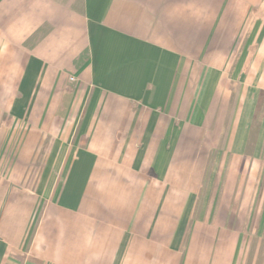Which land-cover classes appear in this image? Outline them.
I'll return each instance as SVG.
<instances>
[{"label": "crops", "instance_id": "1", "mask_svg": "<svg viewBox=\"0 0 264 264\" xmlns=\"http://www.w3.org/2000/svg\"><path fill=\"white\" fill-rule=\"evenodd\" d=\"M246 20L264 0H0V166L51 182L0 184V264H244L264 224L262 136L229 92Z\"/></svg>", "mask_w": 264, "mask_h": 264}, {"label": "rangeland", "instance_id": "2", "mask_svg": "<svg viewBox=\"0 0 264 264\" xmlns=\"http://www.w3.org/2000/svg\"><path fill=\"white\" fill-rule=\"evenodd\" d=\"M238 34L236 32L235 39V48L233 52V57L235 59V63L238 66L234 68L233 77L235 79V84L230 85V91L234 92L236 95L238 93L246 92L248 100H246V110L244 113V117L241 120V123H245L249 120V125L251 129V152H254L255 142H258L259 135L262 136L261 143L264 145V83H260V80H264V63H261V59L258 56V47L259 45H263L264 49V22L259 21H240L238 27ZM263 30V31H262ZM262 47V46H261ZM243 50L245 52L243 53ZM249 50V51H248ZM248 51V52H246ZM264 51V50H263ZM262 55V54H261ZM248 58L253 62V68L251 71L252 77H260L258 82L254 81L253 84L246 85L243 87L242 85H238V81L242 80L243 67L242 64L246 65L248 63ZM260 60V61H259ZM234 63V64H235ZM256 68V69H255ZM258 68H261L258 72ZM244 79V78H243ZM262 82V81H261ZM245 88V89H244ZM250 117V118H249ZM244 120V122H243ZM240 123V124H241ZM1 152V150H0ZM49 150H43V156L48 155ZM8 161V160H7ZM12 168L10 164L1 165L0 166V184L4 183L6 186L11 189L16 188L17 186L26 187L28 189L37 190V188L46 189L50 187L51 182L41 181L43 172L46 168L44 165H31L29 169V173L27 174V178L22 180V182H13L9 183V176L12 172ZM11 169V170H10ZM262 171L264 172V163L262 164ZM2 176V177H1ZM6 178V180H5ZM20 183V184H18ZM251 228V237H250V245L247 246V252L245 254V258L247 259L244 264H263L264 260V242L262 241V237H264V224H250ZM259 237L261 239L259 240ZM259 242H261L259 244Z\"/></svg>", "mask_w": 264, "mask_h": 264}, {"label": "built area", "instance_id": "3", "mask_svg": "<svg viewBox=\"0 0 264 264\" xmlns=\"http://www.w3.org/2000/svg\"><path fill=\"white\" fill-rule=\"evenodd\" d=\"M72 81H74V79H72Z\"/></svg>", "mask_w": 264, "mask_h": 264}]
</instances>
